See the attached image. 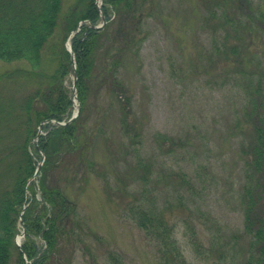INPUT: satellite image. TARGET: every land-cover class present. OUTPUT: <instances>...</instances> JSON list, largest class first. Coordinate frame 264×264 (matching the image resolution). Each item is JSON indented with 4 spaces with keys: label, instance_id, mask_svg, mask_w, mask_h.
Instances as JSON below:
<instances>
[{
    "label": "rangeland",
    "instance_id": "rangeland-1",
    "mask_svg": "<svg viewBox=\"0 0 264 264\" xmlns=\"http://www.w3.org/2000/svg\"><path fill=\"white\" fill-rule=\"evenodd\" d=\"M245 2L253 8L245 9ZM76 3L83 6L62 0L61 14ZM135 3L134 12L111 11L102 27L109 23L101 49L121 51L116 75L123 91L103 85L90 95L91 111L82 125L92 131H86L87 158L74 150L67 167L47 175L76 200L84 219L79 225L86 234L74 264H164L157 241L129 217L134 201L165 208L192 264H264L250 245L240 200L243 187L255 183L248 149L257 140L259 109L264 116V18L255 20L264 0ZM61 35L63 17L38 62L0 59V131L7 132L0 161L23 158L21 144L36 124L24 104L34 89L50 93L45 74L57 67ZM73 78L69 73L65 79L75 101L72 113L80 103L73 97ZM32 108H44V101ZM11 180L0 168V188ZM16 223L15 241L21 242L23 224Z\"/></svg>",
    "mask_w": 264,
    "mask_h": 264
},
{
    "label": "trees",
    "instance_id": "trees-1",
    "mask_svg": "<svg viewBox=\"0 0 264 264\" xmlns=\"http://www.w3.org/2000/svg\"><path fill=\"white\" fill-rule=\"evenodd\" d=\"M79 1L82 2V7L76 3L68 13L62 15V0H0V59L2 60L28 58L34 63L38 62L42 49L54 35L62 17L64 31V35H61L62 41L57 43L60 46L57 67L53 73L45 74V79L51 86L50 93L43 95L40 88H38L40 91L34 89L24 104V108L30 111L36 124L33 128L29 127L28 138L21 144L23 158L19 163L12 159L0 161L3 162L0 168L5 172L8 171L10 180L12 179L9 185L0 188V264H25L24 254L32 264H74L73 253L78 251V243L84 241L86 233L79 225L84 219L79 218L78 203L58 182L50 183L47 175L49 170L67 167L70 158L67 156L74 150H77L76 153L79 155L84 154V159L87 158L88 153L84 151L89 149L90 140L86 131H92L83 128L82 125L85 124L91 111H89L90 95L95 94L103 85L123 91V84L116 75L121 63V51L119 48L116 51L106 50V47L101 49L103 42H107L104 34L109 23L104 29L88 26L86 22L82 23L80 30L71 38L76 60V87L80 113L71 122L60 123L69 119L73 105L71 90L66 86L65 79L74 70L70 52L66 49L64 41L81 20L87 19L93 23L99 20V9L95 0ZM246 4L245 9L253 8L252 4L245 2ZM135 8L137 9L135 0H104L102 6L108 19L111 10L124 9L127 12H134ZM263 18L264 10L261 8L255 20L259 23ZM118 38L121 40V37ZM236 47L237 45H234L232 48L233 53L237 52ZM57 89L58 94L53 97V92ZM257 96L262 97L260 93ZM38 99L44 101V108H32L33 103L36 104ZM262 113L259 109L258 124L254 125L257 140L248 149V154L251 156L247 164L252 169L250 176L253 175L251 180L253 182L255 179V183L251 185L250 182L243 187L240 200L244 210V226L251 235L250 245L255 246L264 259V182L261 178L262 175L264 177V116L261 115ZM39 124L45 133H38ZM6 133L0 131V140L7 137ZM37 135V141L32 142ZM4 148L1 147V151ZM40 153L45 154V159L38 177L35 171L39 160L34 155L40 156ZM142 168L144 169L143 165ZM164 210L165 208L148 204L146 201L130 202L127 207L130 219L143 228L148 237L157 241L165 256L164 264H170L171 260L176 264H192L175 234L177 223L168 221ZM19 220L25 228L21 245L15 241L18 232L16 222ZM191 240L199 255L204 254L198 236L193 231ZM14 251L16 256L12 253ZM256 259L263 260L262 257Z\"/></svg>",
    "mask_w": 264,
    "mask_h": 264
},
{
    "label": "water",
    "instance_id": "water-1",
    "mask_svg": "<svg viewBox=\"0 0 264 264\" xmlns=\"http://www.w3.org/2000/svg\"><path fill=\"white\" fill-rule=\"evenodd\" d=\"M102 17L104 18V15H102ZM91 25H93V24H91ZM71 55H72V59L74 60V53L72 52V50H71ZM74 77H75L74 80H75V85H76V73H75V76H74ZM79 109H80V107H78V112H79ZM74 117H76V114H74V115L71 117L70 120H72ZM38 168H40V165H39Z\"/></svg>",
    "mask_w": 264,
    "mask_h": 264
}]
</instances>
